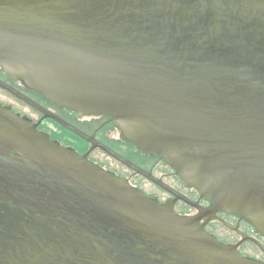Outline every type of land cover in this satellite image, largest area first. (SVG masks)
I'll return each instance as SVG.
<instances>
[{"label": "water", "instance_id": "95a60500", "mask_svg": "<svg viewBox=\"0 0 264 264\" xmlns=\"http://www.w3.org/2000/svg\"><path fill=\"white\" fill-rule=\"evenodd\" d=\"M0 66L60 108L109 118L211 202L202 217L225 211L264 236V0H0ZM202 217L0 105V264H264Z\"/></svg>", "mask_w": 264, "mask_h": 264}, {"label": "flooded vegetation", "instance_id": "af4514ba", "mask_svg": "<svg viewBox=\"0 0 264 264\" xmlns=\"http://www.w3.org/2000/svg\"><path fill=\"white\" fill-rule=\"evenodd\" d=\"M0 81L33 101L44 111L1 86L0 105L29 119L37 126L38 132L48 135L52 141L62 147L72 149L81 156H87L89 162L126 180L131 187L141 191L147 197L157 200L160 204L171 205L175 214L179 216L202 217L201 209L207 210L211 207V202L203 198L197 188L188 186L164 160L153 155H146L132 143L125 142L122 139L121 131L109 118L102 116L81 117L78 113L60 108L39 93L27 88L22 80L14 79L1 66ZM47 114L49 117H46ZM55 117L78 129L86 136L94 138L98 143L151 174L163 186L137 174L100 148H93V143L63 126ZM200 223L204 225L205 232L214 236L219 242L237 246V250L242 256L264 262V251L248 240L252 238L264 246V236L257 233L255 227L246 220L225 211H219L202 217Z\"/></svg>", "mask_w": 264, "mask_h": 264}]
</instances>
